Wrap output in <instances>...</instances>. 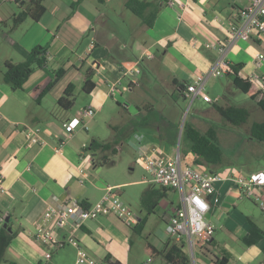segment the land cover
<instances>
[{"label":"crops","instance_id":"crops-1","mask_svg":"<svg viewBox=\"0 0 264 264\" xmlns=\"http://www.w3.org/2000/svg\"><path fill=\"white\" fill-rule=\"evenodd\" d=\"M38 1L45 8L42 15L37 20L27 17L19 24H14L12 18L29 6L31 0L0 3V229L9 216L7 226L16 231L5 252L11 259H5L13 264H79L76 262L79 246L89 258L85 264H106L107 255L121 264H145L141 258L134 262L130 225L103 211L85 220L79 229L69 225L58 229L60 247L52 248L33 238L36 222L48 205L61 207L65 201L76 198L94 206L105 193L106 184L119 188L134 184L143 188L144 179L116 180L113 184L103 180L102 167L92 170V154L88 156L83 150L93 138L100 137L93 132L82 134L81 126L67 132L63 123L76 116L79 108L91 106L100 112L109 99L120 102L118 85L127 86L121 96L133 94L142 69L136 73L132 69L140 65L149 73L155 71L162 85L170 88V95L189 98L183 86L198 74L209 72L223 57L226 64L243 63L240 76L249 77L252 73L260 76L264 90V36L253 35L230 43V26L238 22V11L246 5L245 0H168L173 3L161 8L152 27L125 6L126 0ZM36 45L46 48V65L34 69L22 89H12L2 81L4 61H22ZM221 45H225L223 52ZM260 53L263 59L258 61L256 56ZM89 68L94 72L95 89L84 94L79 107L71 109L75 102L70 109L60 107L57 100L70 80L75 83V92L83 93L82 81ZM59 70L63 73L57 82L43 93ZM143 73L141 78L148 79ZM112 87L116 88L114 93ZM141 104L143 108L149 106ZM136 106V111L129 113L131 119L141 114L139 104ZM162 115L155 118V133L145 131L137 139L142 132L132 127L130 142L139 159L142 153L160 154L163 150L150 141L161 135L158 119ZM146 118V114L141 115L139 122L144 123ZM93 120L86 119L84 129ZM24 126L38 129L45 142L27 144L21 132ZM80 167L85 173L82 182ZM216 190V194L208 196L210 209L205 215H210L207 222L214 226V231H224L227 238L221 241L223 236L216 239L212 234L213 252L229 255V264L239 261L264 264V239L250 245L242 241L248 233L247 218L264 231V211L261 213L249 205L231 179L218 182ZM256 192L264 199V189ZM178 205L179 201L175 209ZM174 211L163 212L162 220ZM70 233L76 238L71 245L65 241ZM47 250H51L49 258L44 256ZM198 258L204 264H214L200 255Z\"/></svg>","mask_w":264,"mask_h":264},{"label":"rangeland","instance_id":"rangeland-1","mask_svg":"<svg viewBox=\"0 0 264 264\" xmlns=\"http://www.w3.org/2000/svg\"><path fill=\"white\" fill-rule=\"evenodd\" d=\"M137 69L138 71L142 69V73L138 75L139 86L135 88L134 93L126 94L125 96L127 97H123L120 92H125L127 86L123 84L118 85L117 97H121L119 98L120 102L109 99L102 111H94L91 118L94 119L93 123L88 122V128H83L81 131L82 134H86L87 132L96 133L100 137L98 138L99 140L112 139L113 137L119 139L116 145L117 153L114 154L111 151L105 152V155L109 159V163L106 165L98 166L97 164L102 154L97 153L93 155L91 151H87L88 154H92L91 158L94 162H97L96 165L91 162L90 168L95 170L98 167H102L103 180L113 184V181L116 180H143V177L149 179L150 176L144 169L141 159H139L136 150L131 146L132 127H135V131L142 132L141 138L144 136L143 133L145 131L155 133L154 122L159 114H163L162 118L167 119L170 124L166 125V129L164 126V129L160 130V136H155L156 138L153 137L150 139V141L163 147L160 155L169 157L170 155H175L176 151H178L182 158L185 156V153L189 150L188 142L182 137V126L185 122L190 123L200 131H205L206 127L213 126L216 129L218 142L222 148V163L216 166V172L245 178L251 173L264 171V142L253 139L248 133V128L253 121H264V112L256 105L254 100L247 97L231 84V80L225 72H222L221 75H211L208 77L204 85V92L213 101L221 105L225 103L222 94L226 93L229 103L245 107L249 111V118L242 125L228 123L218 114L213 107V103L205 102L201 97L191 100V98H183L180 95H170V88L162 85L155 71H153L154 73L152 71L149 73L144 65L137 66ZM143 72H145L148 79L141 78L142 74H144ZM206 73L208 72L206 71ZM206 73L204 76H206ZM198 75L201 76L203 74ZM84 94L85 92L82 93L80 90L78 93L77 91L75 92V99L73 101L75 104L71 106V109L80 106V101L84 98ZM141 103H148L149 109L143 108ZM137 104H139L141 114L131 119L132 116L129 113L136 111ZM144 114L147 115V118L144 123H140V117ZM149 185H153L150 180H145L142 184L143 188ZM143 188L139 185L123 184L121 188L114 189L113 192H115L118 200L131 210L133 215L140 217L144 215V211L140 206V194L142 191L140 189ZM243 198L259 212L262 213L264 211L258 203L255 205L247 196L243 195ZM178 201V192L170 190L168 196L159 201L155 212L148 216V221L146 220L140 232L131 230L133 224L130 225L131 228L128 226V230L132 233V255L136 257L134 262L138 263V259L141 258V261L145 262V264L147 262L148 264L164 263L161 257L150 258L148 253L145 252L144 246L150 243L160 249L168 239V236H171V241L178 244L184 241L183 249L184 251L187 250L185 237L182 236L181 240H178L175 238L176 236L168 234L166 231V220H162L163 212L174 211ZM209 216V214L205 215L204 219L207 220ZM124 225L127 226L126 224ZM213 234L216 239L220 235L223 236L221 241H225L227 238L224 231L220 229H216ZM214 247L209 246V249L213 251L215 250ZM197 250L195 249L196 253ZM5 258L11 259L9 253L5 254ZM7 262L1 264H8ZM79 264L85 263L81 262ZM236 264L243 263L239 261Z\"/></svg>","mask_w":264,"mask_h":264},{"label":"built area","instance_id":"built-area-1","mask_svg":"<svg viewBox=\"0 0 264 264\" xmlns=\"http://www.w3.org/2000/svg\"><path fill=\"white\" fill-rule=\"evenodd\" d=\"M16 1V0H0ZM246 5L238 11V22L230 26L229 41L236 39L247 40L253 35L264 36V0H245ZM168 3L172 4V1ZM225 45H221L220 51H224ZM258 61L263 59V54L256 56ZM222 68L230 70L223 57H220L213 68L206 76L197 75L191 82L186 84L185 94L191 100L201 97L204 101L214 102L205 92L204 85L206 79L211 76L221 75ZM133 72H139L137 68ZM129 70V72H132ZM248 79L256 86L262 88V78L252 73ZM114 93L116 88L112 87ZM94 110L91 106L78 110L77 115L63 123L65 131L71 132L77 126L86 128L85 120L91 119ZM27 144H43L41 133L31 126H24L21 129ZM137 136V135H136ZM141 136H137L140 139ZM89 156V154H87ZM144 169L149 174V179L154 185L163 186L170 190H175L179 195V205L173 213L166 218V231L174 235L179 240L185 237L187 243L186 252L190 258V264L202 263L195 251L198 242L210 238L214 231V226L204 219L205 214L210 209L208 196L216 194V184L225 179H231L238 185L239 193L251 198L264 210V199L256 192L257 189H264V171L251 173L248 177H234L219 172H209L206 169H197L185 163L178 151L175 155L164 157L156 153L140 154ZM92 159V158H91ZM94 160L92 159V162ZM80 181L85 177L84 168H78ZM120 186L105 185V193L101 200L89 208H85L82 202L76 198L65 201L61 207L48 205L36 222L33 238L43 245L52 248L60 247L62 243L57 240V230L70 226L72 229H79L85 220L96 217L99 212H107L115 215L127 225H134L138 219L131 210L122 204L116 197L114 189ZM197 239H196V237ZM66 242L76 243L73 233L66 237ZM45 258L51 256V250L44 254ZM89 260L86 252L77 247L76 262H87Z\"/></svg>","mask_w":264,"mask_h":264},{"label":"trees","instance_id":"trees-1","mask_svg":"<svg viewBox=\"0 0 264 264\" xmlns=\"http://www.w3.org/2000/svg\"><path fill=\"white\" fill-rule=\"evenodd\" d=\"M17 1V0H16ZM168 0H126L125 6L136 16L142 19V21L148 27H152L155 18L162 7H165ZM45 8L38 0H31L30 5L25 9L18 12L13 16V23L19 24L25 18L30 17L33 20H37ZM234 24H237L234 23ZM4 70L2 71V81L9 84L12 89H22L36 68H42L46 65V48L41 45H36L30 49L24 60L13 63L10 61H4ZM230 70H225V73L229 76L231 84L243 92L247 97L254 100L256 105L264 112V90L255 84H253L248 77L240 76V70L243 67V63H229ZM63 70L56 71L54 77L42 90L43 93L51 89L57 82ZM94 72L91 68L87 69L82 81V91L90 93L96 87L95 82L92 80ZM188 84V83H187ZM186 85L183 86L185 88ZM181 89V87H180ZM75 96V83L70 80L63 90L62 96L57 100L60 107L68 109ZM225 99L224 105L218 104L216 101L212 102L213 107L218 114L224 118L228 123L232 125H242L249 118V111L242 106H237L228 102V96L226 93L222 94ZM149 109L148 107H144ZM159 129H166V125H170L169 121L165 118H159ZM249 135L260 142H264V121H253L248 128ZM182 137L188 142L189 150L183 157L185 163L192 165L197 169H204L209 172H216V166L222 163V148L218 142L216 129L211 126L205 132L200 131L190 123H184L182 126ZM119 139L113 137L110 140H99L93 138L90 143L84 147V151H91L94 154H102L100 160L93 161V164L103 166L109 163L108 157L105 155L106 151L117 153V147ZM170 192L169 188L157 185H151L144 189L140 195V206L144 211V215L138 220L136 224L132 226V230L140 232L148 218V216L155 212L159 201L167 197ZM85 208L90 206L82 202ZM249 222L248 233L242 238L243 243L250 245L258 242L260 239H264V231L255 224L250 218H247ZM16 231H10L7 227L0 229V264L7 262L5 259L6 249L9 247L12 239L15 237ZM215 240L213 236L198 242L196 249L197 255L203 258L209 259L214 264H229V255L221 253L220 255L211 251L209 246H213ZM184 241L181 244L168 239L164 242L162 248H157L150 243L145 244L144 250L148 253L150 258L161 257L165 264H190V258L186 251L183 249ZM13 264L12 262H7ZM106 264H121L117 260H112L110 255L105 258Z\"/></svg>","mask_w":264,"mask_h":264},{"label":"water","instance_id":"water-1","mask_svg":"<svg viewBox=\"0 0 264 264\" xmlns=\"http://www.w3.org/2000/svg\"><path fill=\"white\" fill-rule=\"evenodd\" d=\"M8 219H9V216H6L4 219L3 227H7V229L11 231V228L7 226Z\"/></svg>","mask_w":264,"mask_h":264}]
</instances>
